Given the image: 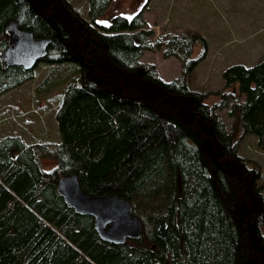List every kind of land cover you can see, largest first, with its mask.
Returning a JSON list of instances; mask_svg holds the SVG:
<instances>
[{"label":"trees","instance_id":"1","mask_svg":"<svg viewBox=\"0 0 264 264\" xmlns=\"http://www.w3.org/2000/svg\"><path fill=\"white\" fill-rule=\"evenodd\" d=\"M111 1L87 0L83 17L70 0H0V54L11 21L51 38L32 69L0 60V96L32 80L40 63L51 70L36 92L63 88L53 166L43 143L0 138V264H264V175L239 153L246 135L264 152V53L229 64L222 88L208 93L192 81L208 47L201 32L152 40L145 5L98 23ZM151 50L178 58L179 77L164 81L141 62ZM69 173L91 195L126 198L142 236L101 239L93 217L56 191Z\"/></svg>","mask_w":264,"mask_h":264},{"label":"rangeland","instance_id":"2","mask_svg":"<svg viewBox=\"0 0 264 264\" xmlns=\"http://www.w3.org/2000/svg\"><path fill=\"white\" fill-rule=\"evenodd\" d=\"M70 1L73 9L86 17L87 0ZM144 5L143 17L154 32L152 40L186 28L198 30L206 37L208 47L192 81L208 93L222 88L221 74L229 64L248 66L264 53V0H112L98 21L108 25L116 15L130 19ZM201 50V45L195 46L192 57H198ZM141 62L155 65L164 81H172L181 74L180 60L174 56L164 58L159 50L145 51ZM50 70L49 64L40 63L32 80L0 98V138L14 134L25 143H43L48 155L43 158L46 168L53 166L50 155L58 147L54 115L63 88L39 94L35 86ZM225 112L219 113L229 126L231 119ZM255 140V136L243 137L239 153L258 161L264 175V152L256 147ZM206 146L211 150L209 142Z\"/></svg>","mask_w":264,"mask_h":264},{"label":"water","instance_id":"3","mask_svg":"<svg viewBox=\"0 0 264 264\" xmlns=\"http://www.w3.org/2000/svg\"><path fill=\"white\" fill-rule=\"evenodd\" d=\"M6 34L7 45L0 60L5 65H18L25 70L35 67L45 56L51 40L50 37L36 38L31 30L20 28L16 21L7 25ZM56 191L76 213L93 217L94 228L101 239L122 244L128 238L142 236V221L126 198L116 193L91 195L83 190L76 173L61 175Z\"/></svg>","mask_w":264,"mask_h":264},{"label":"crops","instance_id":"4","mask_svg":"<svg viewBox=\"0 0 264 264\" xmlns=\"http://www.w3.org/2000/svg\"><path fill=\"white\" fill-rule=\"evenodd\" d=\"M10 91H12V90H10ZM10 91H9V92H10ZM7 93H8V92H7ZM7 93H5V94H3V95H6ZM3 95H1L0 98H1Z\"/></svg>","mask_w":264,"mask_h":264},{"label":"snow or ice","instance_id":"5","mask_svg":"<svg viewBox=\"0 0 264 264\" xmlns=\"http://www.w3.org/2000/svg\"><path fill=\"white\" fill-rule=\"evenodd\" d=\"M98 23H102V22L98 21Z\"/></svg>","mask_w":264,"mask_h":264}]
</instances>
